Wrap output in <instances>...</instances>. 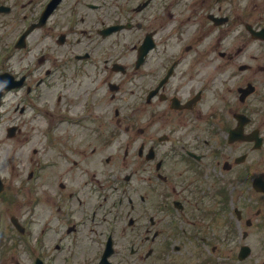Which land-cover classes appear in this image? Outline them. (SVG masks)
Returning a JSON list of instances; mask_svg holds the SVG:
<instances>
[{"label":"flooded vegetation","instance_id":"1","mask_svg":"<svg viewBox=\"0 0 264 264\" xmlns=\"http://www.w3.org/2000/svg\"><path fill=\"white\" fill-rule=\"evenodd\" d=\"M0 7L10 155L54 209L5 262L264 264V0Z\"/></svg>","mask_w":264,"mask_h":264},{"label":"rangeland","instance_id":"2","mask_svg":"<svg viewBox=\"0 0 264 264\" xmlns=\"http://www.w3.org/2000/svg\"><path fill=\"white\" fill-rule=\"evenodd\" d=\"M240 2H241V4H243V1H245V3H247V5H245V10L247 9V7H248V0H239ZM2 16H0V18H1ZM6 18V17H5ZM0 29H1V31H3V28H1L0 27ZM5 126V125H4ZM7 151V142H6V140H5V132H2V133H0V162L1 163H3L4 162V159H3V154H4V152H6ZM12 173L10 172V170H9V168H8V175H11ZM13 181H15L16 182V184H18V182H19V179L18 178H16V177H14L13 178ZM22 200L23 201H27V198H22ZM24 210V207L23 206H20V207H18V206H15V208H12V207H10V210ZM30 209V203H27V206H26V208H25V210H29ZM0 210H8V208H2V209H0ZM33 210H42L41 209V203H39V205L37 204L36 205V207H34V209Z\"/></svg>","mask_w":264,"mask_h":264}]
</instances>
